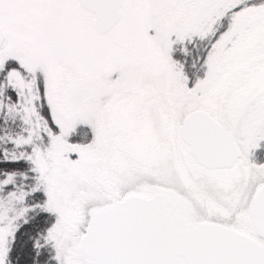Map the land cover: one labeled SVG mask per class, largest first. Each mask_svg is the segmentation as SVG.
Masks as SVG:
<instances>
[{
    "label": "snow or ice",
    "instance_id": "6c2138e0",
    "mask_svg": "<svg viewBox=\"0 0 264 264\" xmlns=\"http://www.w3.org/2000/svg\"><path fill=\"white\" fill-rule=\"evenodd\" d=\"M0 264H264V0H0Z\"/></svg>",
    "mask_w": 264,
    "mask_h": 264
}]
</instances>
